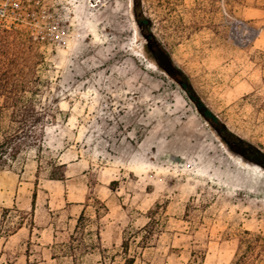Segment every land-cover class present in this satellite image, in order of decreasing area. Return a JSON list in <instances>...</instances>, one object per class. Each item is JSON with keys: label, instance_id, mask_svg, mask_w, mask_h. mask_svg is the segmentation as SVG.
I'll use <instances>...</instances> for the list:
<instances>
[{"label": "rangeland", "instance_id": "374dc122", "mask_svg": "<svg viewBox=\"0 0 264 264\" xmlns=\"http://www.w3.org/2000/svg\"><path fill=\"white\" fill-rule=\"evenodd\" d=\"M16 4L19 20L0 35L37 50L26 96L43 120L39 147L0 169L5 226L20 217L2 210L30 214L36 191L28 221L0 235V264H25L28 248L40 264H73L58 245L81 215L79 238L95 247L77 264H264V168L231 150L157 66L133 0H0ZM140 8L203 103L264 154V0ZM8 126L0 111V133ZM51 162L65 164L63 180L49 179Z\"/></svg>", "mask_w": 264, "mask_h": 264}, {"label": "trees", "instance_id": "16d2710c", "mask_svg": "<svg viewBox=\"0 0 264 264\" xmlns=\"http://www.w3.org/2000/svg\"><path fill=\"white\" fill-rule=\"evenodd\" d=\"M133 13L135 22L141 29L142 35L147 40V48L154 57L158 67L164 70L175 82L179 84L187 99L194 105L198 113L209 123V125L221 137L222 141L233 151L239 153L246 160L264 168V154L252 143L240 138L231 132L203 103L188 76L177 68L169 55L155 42L151 32L150 20L145 17L140 8V0H133ZM14 44L8 35H0V99L2 104L0 111L8 112L9 126L0 133V169L11 167L16 162L19 154L28 147L38 148L40 140V123L43 120L42 112L36 110L32 98H27L28 93H33V87L38 83V79L31 74L36 67L39 55L37 50L29 46L25 51L17 52L13 48ZM158 52L162 57H158ZM27 71L23 73V70ZM40 165H38L39 167ZM65 164L51 162L49 179L61 181L65 177ZM36 200V191L32 194L31 210L33 212ZM95 202V200H93ZM104 208V206H103ZM105 209V208H104ZM3 217L8 214H18L19 222L11 226H5L0 221V235H8L16 229L21 228V221L30 216L27 212L17 209H3ZM98 215V212L96 211ZM83 216L77 221L75 231L71 234L66 242L58 246V250L70 256L73 264H77V258L86 250L95 247L94 244H84L79 238V231L82 226ZM30 220V224L32 225ZM99 240V236L97 237ZM57 247V245H56ZM54 247V249L56 248ZM125 247V244H124ZM54 254H52V258ZM11 261V260H8ZM40 255L31 252L28 248L25 254V264H40ZM131 262L127 258L125 264ZM10 264V263H9Z\"/></svg>", "mask_w": 264, "mask_h": 264}, {"label": "built area", "instance_id": "2783aa9c", "mask_svg": "<svg viewBox=\"0 0 264 264\" xmlns=\"http://www.w3.org/2000/svg\"><path fill=\"white\" fill-rule=\"evenodd\" d=\"M18 5H14L12 7H0V23H4L6 25L14 24L19 20L18 17Z\"/></svg>", "mask_w": 264, "mask_h": 264}, {"label": "bare ground", "instance_id": "6f19581e", "mask_svg": "<svg viewBox=\"0 0 264 264\" xmlns=\"http://www.w3.org/2000/svg\"><path fill=\"white\" fill-rule=\"evenodd\" d=\"M240 164H243L242 162H240ZM262 172L264 173V170H262Z\"/></svg>", "mask_w": 264, "mask_h": 264}]
</instances>
